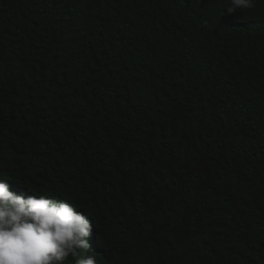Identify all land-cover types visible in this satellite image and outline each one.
<instances>
[{
  "label": "trees",
  "instance_id": "1",
  "mask_svg": "<svg viewBox=\"0 0 264 264\" xmlns=\"http://www.w3.org/2000/svg\"><path fill=\"white\" fill-rule=\"evenodd\" d=\"M226 2L0 0V170L105 264H264V0Z\"/></svg>",
  "mask_w": 264,
  "mask_h": 264
},
{
  "label": "clouds",
  "instance_id": "2",
  "mask_svg": "<svg viewBox=\"0 0 264 264\" xmlns=\"http://www.w3.org/2000/svg\"><path fill=\"white\" fill-rule=\"evenodd\" d=\"M254 6L255 0H229L214 27L231 31L240 20L234 15ZM15 182L0 170V264H105L97 227L85 211Z\"/></svg>",
  "mask_w": 264,
  "mask_h": 264
}]
</instances>
